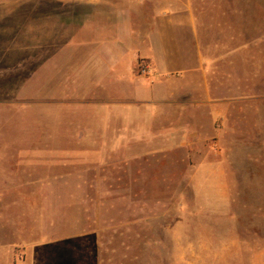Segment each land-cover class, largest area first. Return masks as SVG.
<instances>
[{
  "label": "rangeland",
  "instance_id": "rangeland-1",
  "mask_svg": "<svg viewBox=\"0 0 264 264\" xmlns=\"http://www.w3.org/2000/svg\"><path fill=\"white\" fill-rule=\"evenodd\" d=\"M185 1L216 118L133 151L63 107L57 3L0 0V264H264V0Z\"/></svg>",
  "mask_w": 264,
  "mask_h": 264
},
{
  "label": "crops",
  "instance_id": "crops-1",
  "mask_svg": "<svg viewBox=\"0 0 264 264\" xmlns=\"http://www.w3.org/2000/svg\"><path fill=\"white\" fill-rule=\"evenodd\" d=\"M52 1L46 50L56 46L70 69L60 93L73 101L63 107L79 108L87 125L104 126V139L134 151L197 136L194 128L216 118L213 60L203 53L190 1ZM141 63L148 77L139 75Z\"/></svg>",
  "mask_w": 264,
  "mask_h": 264
},
{
  "label": "built area",
  "instance_id": "built-area-1",
  "mask_svg": "<svg viewBox=\"0 0 264 264\" xmlns=\"http://www.w3.org/2000/svg\"><path fill=\"white\" fill-rule=\"evenodd\" d=\"M150 68L147 64L141 63L138 68V73L141 76L148 77L150 75Z\"/></svg>",
  "mask_w": 264,
  "mask_h": 264
}]
</instances>
